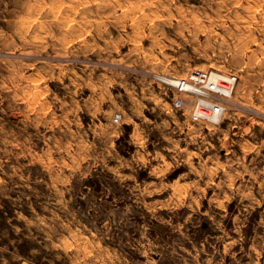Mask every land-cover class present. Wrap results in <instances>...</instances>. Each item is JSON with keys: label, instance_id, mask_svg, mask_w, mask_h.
Masks as SVG:
<instances>
[{"label": "rangeland", "instance_id": "rangeland-1", "mask_svg": "<svg viewBox=\"0 0 264 264\" xmlns=\"http://www.w3.org/2000/svg\"><path fill=\"white\" fill-rule=\"evenodd\" d=\"M0 264H264V0H0Z\"/></svg>", "mask_w": 264, "mask_h": 264}, {"label": "built area", "instance_id": "built-area-1", "mask_svg": "<svg viewBox=\"0 0 264 264\" xmlns=\"http://www.w3.org/2000/svg\"><path fill=\"white\" fill-rule=\"evenodd\" d=\"M164 86L172 89V104L187 112L193 121L218 122L227 110L237 75L216 69L194 68L183 76L154 74ZM119 116H114L118 121Z\"/></svg>", "mask_w": 264, "mask_h": 264}, {"label": "crops", "instance_id": "crops-1", "mask_svg": "<svg viewBox=\"0 0 264 264\" xmlns=\"http://www.w3.org/2000/svg\"><path fill=\"white\" fill-rule=\"evenodd\" d=\"M158 99L161 100V97L159 96ZM166 103H167V105L164 106L165 111L169 112V113H174L175 110L173 109V106H172L171 102L169 101V102H166ZM185 120L191 126H193L195 124H199V122L191 120L188 116L185 117ZM171 121H172L173 127L177 126L178 129L180 128V126L177 125V123H176L177 121L176 120L172 119Z\"/></svg>", "mask_w": 264, "mask_h": 264}]
</instances>
